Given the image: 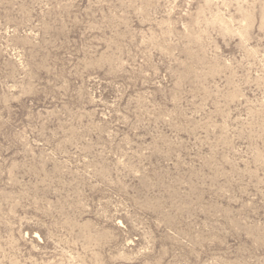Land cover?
I'll return each mask as SVG.
<instances>
[{"label": "rangeland", "instance_id": "rangeland-1", "mask_svg": "<svg viewBox=\"0 0 264 264\" xmlns=\"http://www.w3.org/2000/svg\"><path fill=\"white\" fill-rule=\"evenodd\" d=\"M0 264H264V0H0Z\"/></svg>", "mask_w": 264, "mask_h": 264}]
</instances>
